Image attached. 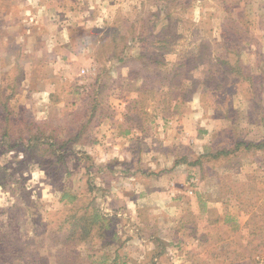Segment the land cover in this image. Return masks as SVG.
<instances>
[{
    "label": "rangeland",
    "instance_id": "374dc122",
    "mask_svg": "<svg viewBox=\"0 0 264 264\" xmlns=\"http://www.w3.org/2000/svg\"><path fill=\"white\" fill-rule=\"evenodd\" d=\"M117 263L264 264V0H0V264Z\"/></svg>",
    "mask_w": 264,
    "mask_h": 264
},
{
    "label": "trees",
    "instance_id": "16d2710c",
    "mask_svg": "<svg viewBox=\"0 0 264 264\" xmlns=\"http://www.w3.org/2000/svg\"><path fill=\"white\" fill-rule=\"evenodd\" d=\"M134 125L140 128L142 124ZM71 219L72 220H68L69 237L79 241H85L87 239L89 240L97 234L99 236H104V229L108 226L107 223L109 222L108 218L103 216L98 211H93L90 215L83 214L76 216L73 214Z\"/></svg>",
    "mask_w": 264,
    "mask_h": 264
}]
</instances>
